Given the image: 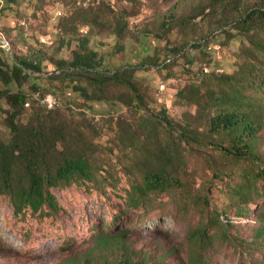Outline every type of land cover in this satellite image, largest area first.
Here are the masks:
<instances>
[{
	"label": "rangeland",
	"instance_id": "374dc122",
	"mask_svg": "<svg viewBox=\"0 0 264 264\" xmlns=\"http://www.w3.org/2000/svg\"><path fill=\"white\" fill-rule=\"evenodd\" d=\"M101 3L85 10L74 0L0 6V31L13 47L4 40L2 48L0 37L6 62H40L39 72H27L22 90L28 101L19 122L44 108L54 112L66 129L58 150L84 152L106 181L51 189L62 209L52 217L29 210L15 216L0 196V264H115L124 256L150 264H193L196 258L200 264H264V123L254 143L256 162L224 154L219 147L226 144L207 130L214 98L239 86L256 96L264 119V0ZM251 11V19L239 21ZM83 37L97 51L99 73H131L135 96L117 85L100 102H87L72 90L87 87L85 75L69 70ZM205 38L202 49L190 48ZM177 49L183 57L162 67L160 60ZM156 61L159 67L152 66ZM7 111L2 102L4 139ZM185 123L191 138L180 136ZM159 165L173 176L170 188L134 206L132 186L143 187V173ZM201 227L197 242L194 231Z\"/></svg>",
	"mask_w": 264,
	"mask_h": 264
},
{
	"label": "trees",
	"instance_id": "16d2710c",
	"mask_svg": "<svg viewBox=\"0 0 264 264\" xmlns=\"http://www.w3.org/2000/svg\"><path fill=\"white\" fill-rule=\"evenodd\" d=\"M17 1L0 0V6L2 3L6 6H13L17 4ZM118 1L135 3L136 0ZM98 6L100 4L78 9L85 10ZM252 14V11L248 12L239 21L244 22L251 19ZM237 21L227 26L233 27ZM168 25L169 23L162 22L163 27ZM0 37L7 41L9 47L11 46L10 49L13 48L10 40L1 31ZM88 42L86 37L78 41L69 63V70L78 75H85L87 87L72 86V90L78 92L87 102H100L105 91L110 86L117 85L126 87L135 96L136 91L131 82V73L124 69L114 71L109 77L99 73L101 61L97 51L88 49ZM206 44L205 38L203 41L190 45V48L199 49ZM183 53V49H177L164 56L160 60L161 66H168L163 63L169 57L179 55L180 60ZM4 55V50L0 48V109L2 102L8 107L5 113V126L9 132L7 139L0 135V196H5L9 200L15 216L24 215V212L29 210L33 215L52 217L62 212V209L51 193V189L67 188L72 185L88 188L89 184L101 185L105 179L102 180L101 167L95 165L84 152H73L72 147H66L62 151L58 150V144L66 137V129L59 121L57 122L54 112L46 111L44 108L37 111L26 124L19 122V117L28 101L22 90L30 77V73L27 72H39L40 62L33 58L18 57L9 65ZM152 66L159 67V61ZM249 77L252 78L251 75ZM226 79L234 80L232 77H226ZM248 82L250 85L247 86H256L252 81L248 80ZM238 83L241 82L238 81ZM12 86L16 88L15 92L10 90ZM240 87L242 86L237 87L231 93L222 91L214 98V102L211 103L212 113L207 122V130L215 138L220 139L221 145H223L222 141L226 144V147L218 146L224 154L240 159L251 158L256 162L260 159L258 155H255L254 143L264 119L260 104L256 102V96L244 94ZM30 89L35 92L38 87L33 83ZM43 98L44 96L40 97L41 100ZM160 119L161 123L169 124L165 117H160ZM192 132L193 129L185 123L180 136L191 138L189 134H193ZM123 133L126 134L125 131ZM128 141L127 145L131 146L132 141ZM262 172L264 173V170ZM172 181L173 176L170 175L166 166L159 165L146 170L143 173V187L132 186L129 201L134 206H139L148 193L165 192L170 188ZM204 233L205 228L201 227L194 231L193 238L200 242ZM259 234L264 235V227L260 229ZM192 263L200 264L198 258ZM115 264L150 263L148 261L136 263L130 257L124 256L122 261L120 259Z\"/></svg>",
	"mask_w": 264,
	"mask_h": 264
},
{
	"label": "bare ground",
	"instance_id": "6f19581e",
	"mask_svg": "<svg viewBox=\"0 0 264 264\" xmlns=\"http://www.w3.org/2000/svg\"><path fill=\"white\" fill-rule=\"evenodd\" d=\"M108 1V0H107ZM75 3H76V5L78 6V7H81V8H86V7H89V6H95V5H97V4H90V3H83L82 2V0H75ZM100 4V3H99ZM1 40H2V45H1V47L2 48H5V47H7L8 45H7V43L4 41L5 39H2L1 38ZM175 57H169V58H167V59H174Z\"/></svg>",
	"mask_w": 264,
	"mask_h": 264
},
{
	"label": "built area",
	"instance_id": "2783aa9c",
	"mask_svg": "<svg viewBox=\"0 0 264 264\" xmlns=\"http://www.w3.org/2000/svg\"><path fill=\"white\" fill-rule=\"evenodd\" d=\"M83 3H90V4H99L101 2H107V0H82ZM179 55H177L175 58H178ZM173 59H166L163 63V65H168L169 63L172 62ZM50 101L48 100L47 103H49ZM51 107V105H50Z\"/></svg>",
	"mask_w": 264,
	"mask_h": 264
}]
</instances>
